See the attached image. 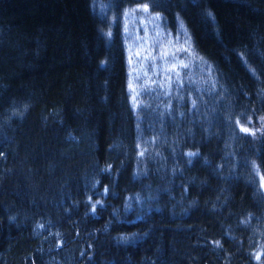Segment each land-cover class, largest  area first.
I'll use <instances>...</instances> for the list:
<instances>
[{"label": "trees", "instance_id": "1", "mask_svg": "<svg viewBox=\"0 0 264 264\" xmlns=\"http://www.w3.org/2000/svg\"><path fill=\"white\" fill-rule=\"evenodd\" d=\"M135 4L201 88L133 106ZM262 123L264 0H0V264H264Z\"/></svg>", "mask_w": 264, "mask_h": 264}, {"label": "rangeland", "instance_id": "2", "mask_svg": "<svg viewBox=\"0 0 264 264\" xmlns=\"http://www.w3.org/2000/svg\"><path fill=\"white\" fill-rule=\"evenodd\" d=\"M163 22L161 14L145 4L126 7L121 17L128 89L137 109L146 97L162 104L167 94L178 93L184 81L190 88H201L195 73L206 74L193 54L185 28L181 24L165 27Z\"/></svg>", "mask_w": 264, "mask_h": 264}, {"label": "snow or ice", "instance_id": "3", "mask_svg": "<svg viewBox=\"0 0 264 264\" xmlns=\"http://www.w3.org/2000/svg\"><path fill=\"white\" fill-rule=\"evenodd\" d=\"M209 15H211V13H209ZM245 131H246V129H245Z\"/></svg>", "mask_w": 264, "mask_h": 264}]
</instances>
